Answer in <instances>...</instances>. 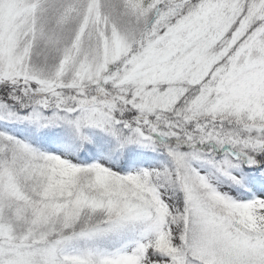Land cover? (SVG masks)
Instances as JSON below:
<instances>
[{
  "label": "snow or ice",
  "instance_id": "snow-or-ice-1",
  "mask_svg": "<svg viewBox=\"0 0 264 264\" xmlns=\"http://www.w3.org/2000/svg\"><path fill=\"white\" fill-rule=\"evenodd\" d=\"M0 264H264V0H0Z\"/></svg>",
  "mask_w": 264,
  "mask_h": 264
}]
</instances>
